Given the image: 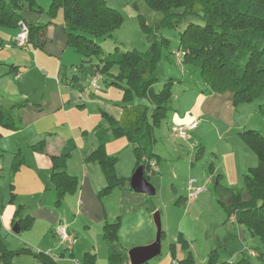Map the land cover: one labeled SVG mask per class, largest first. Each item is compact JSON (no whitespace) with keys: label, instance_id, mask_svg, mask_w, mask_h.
<instances>
[{"label":"trees","instance_id":"1","mask_svg":"<svg viewBox=\"0 0 264 264\" xmlns=\"http://www.w3.org/2000/svg\"><path fill=\"white\" fill-rule=\"evenodd\" d=\"M24 1L26 0H0V27L18 28L22 21L28 28V42L35 47H42L47 26L53 23L55 9L62 7L68 47L82 55L80 66L90 62L91 77L99 74L94 88L98 87L102 74L108 73L114 65L117 66L118 73L111 83L118 85L125 82V86L121 87L124 91L123 100L130 104L123 106L119 117L102 110V123L95 128L92 137L88 138L83 151V160L95 161L104 173L106 185L99 193H107L123 181L114 169L116 156L109 154L106 149V142L112 138L125 136L136 157L134 169L142 165L145 176L152 172L150 161L156 157L153 150L156 140L152 130L166 116L170 108L171 92L170 82H165L158 90L154 88L157 81L154 65L161 56V50L152 26L146 20L141 21V30L152 38L146 51L120 50L116 45L113 52L102 55V47L94 39L111 37L123 19L122 14L107 5L105 0H51L47 10L50 16L48 23L27 22L21 16L23 7L37 12L43 9L37 5L36 0H30L29 5ZM145 1L161 13L159 27L182 26L179 31L178 53L174 54L175 64L196 66L207 90L231 92L234 106L259 97L264 87V0ZM101 55L99 63L88 60L92 56ZM75 78H78L77 74L69 78L64 74L58 76L60 82L68 85ZM19 121L10 111L0 108V138L3 130L17 131L20 128ZM240 135L255 151L258 164L243 174L242 188L222 184L217 174L214 190L227 217H233L236 223L245 225L250 233L264 242V135L251 128L242 130ZM44 146L45 139L30 147L34 151H42ZM74 148L75 144L69 139L58 154L49 156L50 181L58 202L78 186L76 176L66 170V161ZM22 163L23 156L14 154L11 171L15 173ZM13 197L14 192L11 193V198ZM27 223L24 218L22 225ZM118 228L119 217L103 225L102 235L108 250L105 264H124L128 260L127 250L119 242ZM178 242L187 244L180 236ZM30 251V248L10 250L0 238V264H12L13 255ZM215 252L212 250L208 254L206 264H254L249 257L237 262H221ZM34 254L44 264H60L56 258L44 252ZM78 263L96 264L95 253L85 252ZM177 264H194V259L189 253L186 259Z\"/></svg>","mask_w":264,"mask_h":264},{"label":"rangeland","instance_id":"2","mask_svg":"<svg viewBox=\"0 0 264 264\" xmlns=\"http://www.w3.org/2000/svg\"><path fill=\"white\" fill-rule=\"evenodd\" d=\"M29 1L26 0L24 3L29 5ZM105 1L107 5L117 9L122 14L123 19L111 37H97L94 39L96 43L101 45L102 55L113 52L116 45L120 50L136 49L141 52L146 51L152 42V38L147 37L141 30V21L146 20L154 30L155 39L160 43L161 50V56L154 65V73L157 77L154 88L156 90L160 89L165 82H170L171 88L170 108L167 110L166 116L162 119L160 125L154 127L152 132L158 138L160 137L161 142L157 145L158 148L161 147V144H165L164 146L167 147L166 151L173 158V161L166 162L159 159V162L163 161V164L168 167L169 172L163 173L161 177L158 172L152 175L151 178L153 180L149 182L154 186L155 193L147 195L146 201L137 205L132 213L120 215L121 230L126 233L124 238L131 239V235L146 226V221L149 222L155 238L157 228L154 222V215L157 214L160 219L161 230L163 231L160 235L161 251L157 256L149 260L147 264H172L173 260L178 263L180 260L186 259L189 253L194 258L195 264H206L204 259L207 258L212 250L216 251L215 253L218 254L221 260L228 261L233 259L232 261L236 262L233 253L238 245L240 236H238V232H234L235 223L232 224L231 219L227 217L226 212L221 208L218 201L215 202L214 199L210 201L208 196H211L212 199V185L208 193L201 190L204 193L197 197L198 200L192 205H190L191 198H189L188 203L187 201L175 203L178 195L186 196L185 189L190 185V178H203L202 169L206 168L207 170L209 165V161L203 160L200 163L203 164V167H200V164L196 163V150L189 146L190 141L178 139L170 130L172 123H183L180 120L187 116H192V110L200 105L199 96L195 92L188 90H191V88L197 89V86H201L204 83L196 66L190 64L179 66L174 63V54L178 53L179 31L182 26L179 28L171 26L159 27L162 19L161 13L150 7L145 0ZM36 2L39 7H44L40 15H46L51 0H36ZM55 10L53 24L50 25L56 28L55 21L62 18L63 9L62 7H57ZM21 12L27 19L33 13H39L27 7H23ZM61 26L62 24L59 22L58 27ZM47 30L42 47H35L30 42H27L26 47L20 48L13 45V41H11L12 28L0 27V61L19 64L18 66L22 71V77L19 82H21L26 91L24 97L26 105H32L39 113L52 116L55 119L54 127H56V133L59 136L71 137L75 148L68 159L69 167L66 169L72 172V164L75 158H78L77 154L85 145V140L91 138L95 128L102 123V110H106L112 115L120 116L123 106L129 102L123 100L124 91L121 87L125 86V82H120L118 85L111 83L114 75L118 73L116 65L108 73L104 72L102 74L97 88H92L90 86L92 78L90 76V62L88 61V63L80 66L83 57L72 48H68L64 55H62L60 50L59 52H50L56 49L58 51V47L62 49L63 45L56 38L53 44L50 45L49 37L51 36V31L48 37ZM65 44L66 40L64 41V46H67ZM102 55L99 57L92 56L88 60L92 59V63H99ZM2 57L3 59H1ZM6 68L8 67L6 66ZM64 72H66V77L68 78L74 74L78 75V79H74L71 87L58 82V76L63 75ZM10 80H14L13 82L17 84L15 79ZM256 98L234 106V113L238 118L246 119L248 117L252 123L264 129V87L257 100ZM26 105L17 106L22 108ZM250 114H253L254 117H249L248 115ZM204 115L202 117L200 114L195 116L196 119L201 118L197 123L201 120H209V122H203L197 128L194 125L188 132L192 129L190 132H220L225 128L220 121L214 120L213 117H204ZM50 122L45 120V128H48ZM35 123L36 119L31 117H26L23 121L21 119L20 128L17 130L21 134L18 136L23 134H26L25 137L31 136L35 129ZM170 131L172 134L169 133ZM231 132L233 131L231 130ZM188 135L189 133H187L186 139H188ZM26 144L27 142L23 141V151L26 150V147H24ZM172 147H175L177 151L170 150ZM106 149L109 154L113 153L111 155H115L117 158L114 166L115 172L119 175H131V169L136 162V157L128 144L127 138L121 136L108 140ZM8 154L9 152H4L3 156L0 157V168H4V164L7 163L4 169L7 175L3 174L6 179L9 177V172L11 173L10 164L12 157L8 156ZM89 162V164L95 163L103 175L98 163L95 161ZM1 163H3V166H1ZM193 163L197 164V166L190 172L189 168H191ZM33 174H36V172ZM42 174L44 173L42 172ZM191 185L189 191L196 188L195 183ZM243 186V179H240L235 184L236 189ZM61 202L65 205L63 199H61ZM239 226H242L241 228L246 230L247 234L249 233L248 235L245 233L247 240L241 241L242 246L245 244L251 250L255 249L259 253L257 256L248 254L249 259L254 264H264V242L257 235L250 233L245 225L239 224ZM178 232H182L184 237L189 239V247L177 241ZM11 234L19 237V234L12 232ZM174 237L176 238L174 239ZM137 245L145 244L128 245L126 248L128 250ZM25 247L28 246L21 245L16 250ZM30 250L32 252H19L13 255L11 263L44 264L34 254L35 251L31 248ZM98 255L101 262L107 263L108 255L105 256L104 251L102 255L101 250H99ZM75 257L79 261L82 259L77 253H75ZM64 264L71 263L65 261Z\"/></svg>","mask_w":264,"mask_h":264},{"label":"crops","instance_id":"3","mask_svg":"<svg viewBox=\"0 0 264 264\" xmlns=\"http://www.w3.org/2000/svg\"><path fill=\"white\" fill-rule=\"evenodd\" d=\"M41 4L43 5V3ZM40 7L44 9L43 6ZM21 16L30 23H48L50 21V17L47 14L41 16L40 12L33 13L28 19L22 12ZM55 22L56 28L50 25V23V26H47V29H49L47 30V36L51 31V36H48L50 38L49 43L52 45L56 38L58 42L62 43L63 48L60 49L57 45L58 51L56 49L50 52H59L60 50L62 55H64V52L66 53L67 49L70 47L67 45L63 16ZM59 22L62 24L61 27H58ZM12 30L13 32L10 36H12L11 41H13V45H15L14 40L18 28H12ZM65 40V45L67 46H64ZM1 59H3V57ZM18 65L19 64L16 63L0 61V108L8 110L14 116L19 117L20 122L21 119L23 121L26 117H31L36 119L37 124L35 123V129L31 136L25 137L26 134L18 136L21 132L3 130L2 138H0V157L3 156L4 152H9L8 156H11L12 159L16 153L23 156L22 165L15 173L12 171L11 173L9 172L8 179L3 176V174L7 175L4 170L7 163L4 164V168H0V238L4 241L6 247L10 250H16V248L21 247V245H27L28 247L25 248H31L35 252L45 251L44 253L49 254L52 258H56L60 264H64L65 261L71 264H77L79 260L76 259L75 253L82 257L85 252L89 251L96 254V264H105L100 261L98 255L99 250H101L102 255L103 251L105 256L108 255L107 243L102 235L103 225L105 222L113 221L117 217H119V242L126 250V246L128 245L151 244L155 238L153 237L151 226L147 221L146 226L139 232L131 235V239L129 240L124 238L126 233L124 230H121L120 215L123 216L124 214L132 213L137 205L143 204L144 201H146L148 195L143 192L135 191L130 186L129 180L135 170V164L131 169V175L126 176L116 173L123 181L114 186L107 193L100 194L99 191L106 185L104 173L103 175L101 174L95 163L89 164V161L83 160V151L88 139L85 140V145L77 154L78 158H75L72 164V172L67 171L76 176L78 186L72 193H67L62 197L65 205H63L61 201H56V191L50 181L51 161L49 156L58 154L65 141L71 139V137L59 136L56 133V127H54L55 119L52 116L39 113L32 105H26V100L24 101L26 91L21 82H19L22 77V71ZM6 66L8 68H6ZM64 75H66V72H64ZM93 77L94 76H92V78ZM10 79H15L17 84L13 82L14 80L11 81ZM91 80L90 86L94 88L95 86H92ZM58 82L61 83L60 81ZM69 82L71 84H66V86L71 87L74 80ZM197 87V89L191 88V90L188 91L195 92V94L199 96L200 105L192 110V116H187L180 120L183 122L181 124L189 125L193 123L195 125L194 127L197 128L200 124L209 122V120H201L197 123L201 118L196 119L195 116L200 114L202 117L205 114L204 117H213L214 120L220 121L225 128L220 132H190L193 129L188 132V139H185V141L189 140V146L196 150V163L200 164L203 160L209 161L208 171L206 168L202 169L203 178H190L189 180L190 185L195 183V190L189 191L192 185H188V188L185 189L186 196L178 195L175 201V203L178 201H187L188 203L190 193L199 190L197 192L198 195L196 194L197 196L195 195L196 197L194 196V199L191 198L190 205L195 203L198 200L197 197L202 193H208L211 185L213 186L212 199L211 196L208 197L210 201L213 199L215 202L217 201L214 190L217 174H219V181L222 184L235 188V184H237L240 179H243V174L247 172L250 167H254L258 164L255 151L242 138L240 132L244 129L251 128L264 134V129L252 123L248 117L244 119L242 117L238 118L235 115L233 95L231 92H211L207 90L204 83ZM37 103L41 104L40 102ZM17 105L26 106L21 108ZM114 116L119 117L118 115ZM248 116L254 117L253 114ZM45 120L51 121L48 128H45ZM173 124L176 123H172L171 125ZM231 130L233 132H231ZM169 133H171V131ZM154 138L156 141L153 145V150L156 157L154 156L151 159L150 165L154 164L155 169L152 172H148L146 176L144 175L150 182L153 180L151 177L155 173H160L161 177L163 173L169 172L168 167L163 164V161L159 162V159L166 162L173 161V158L166 151L167 147L164 146L165 144H161V147L158 148L157 145L161 142L160 137L158 138L154 135ZM44 139V150H32L30 147L31 145ZM23 141L27 142L26 146H24L26 147L25 151H23ZM170 150L174 152L177 151L175 147L170 148ZM68 159L66 161L67 169L69 167ZM1 166H3V163H1ZM196 166L197 164L193 163L189 171L192 172ZM200 167H203V164H200ZM35 172L36 174H33ZM42 172L44 174H42ZM13 192L14 197L12 199L11 193ZM24 218L28 221L25 226L22 225ZM230 219L232 224L235 223L234 232H238V236H240L238 245L233 253L236 262L244 257L248 258V254L257 256L256 253H258V251L255 249L251 250V248H248L245 244L242 246L241 241L247 240L245 233L246 235L249 233L247 234L246 230L241 228L242 226H239L235 219ZM14 226L18 227V232L14 234H19V237L11 234ZM57 226H62L66 231L74 235L73 245L70 249H67L66 245L61 243L59 236L56 234ZM162 232L161 230V234ZM178 236H180L189 247V239L184 237L182 232H178L177 241ZM175 238L176 237H174V239ZM145 245H137L134 247ZM217 257L221 262H233V259L228 261L221 260L218 254ZM128 261L129 260H127V262ZM204 261L207 263V258L204 259Z\"/></svg>","mask_w":264,"mask_h":264},{"label":"water","instance_id":"4","mask_svg":"<svg viewBox=\"0 0 264 264\" xmlns=\"http://www.w3.org/2000/svg\"><path fill=\"white\" fill-rule=\"evenodd\" d=\"M130 186L133 190L138 192H143L148 195L154 194V187L150 182L145 178L144 176V169L143 166H138L133 174L130 176ZM154 222L157 228V233L155 240L148 245L145 246H138L133 247L128 250V262H125L124 264H146L149 260L157 256L161 251V241H160V235H161V224L160 219L157 214L154 215ZM13 233L18 232V227L14 226L12 228Z\"/></svg>","mask_w":264,"mask_h":264},{"label":"built area","instance_id":"5","mask_svg":"<svg viewBox=\"0 0 264 264\" xmlns=\"http://www.w3.org/2000/svg\"><path fill=\"white\" fill-rule=\"evenodd\" d=\"M18 28L19 29L16 34L14 44L20 48H24L27 46V42H28V28H27V25L22 21L19 23ZM176 59H177V62H179L178 57ZM97 78H98V74L92 78L91 80L92 86H97ZM193 126H194L193 123L189 125H173L171 126V131L172 133H174L176 137L180 139H186L188 130L192 128ZM150 168L153 171L155 169L154 164H151ZM198 191L199 190L193 191L192 193H190L189 198H193L197 194ZM56 234L59 236L61 243L66 245L67 249H70L72 247L73 240H74V235L72 233L66 231V229L63 228L62 226H57ZM173 264H177V262L174 261Z\"/></svg>","mask_w":264,"mask_h":264}]
</instances>
